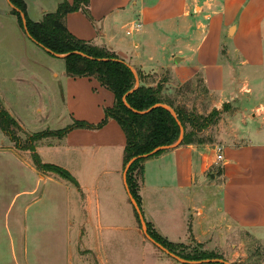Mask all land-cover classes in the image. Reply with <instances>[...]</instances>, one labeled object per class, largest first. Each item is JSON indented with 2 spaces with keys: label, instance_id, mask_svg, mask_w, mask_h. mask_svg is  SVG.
Instances as JSON below:
<instances>
[{
  "label": "crops",
  "instance_id": "crops-1",
  "mask_svg": "<svg viewBox=\"0 0 264 264\" xmlns=\"http://www.w3.org/2000/svg\"><path fill=\"white\" fill-rule=\"evenodd\" d=\"M24 1L28 16L40 22L63 0ZM13 9L10 0H0L3 106L27 133L21 108L32 105L47 117L53 99L46 82L61 77L59 100L71 121H102L105 108L115 103L113 91L95 77H71L66 68L59 73L39 61L43 47L23 30ZM137 21L142 26L128 34ZM66 25L137 72L157 81L165 74L167 87L200 74L211 93L227 96L236 66L232 53L238 66L264 68V0H90L88 9L68 13ZM247 133L244 143L223 145L220 163L214 146L220 135L207 143H175L148 158L139 182L147 223L190 249L195 243L210 251L229 246L230 261L244 255L242 245H230L234 228L264 238V128ZM125 147L114 118L95 131L77 128L63 138L40 140L36 149L43 162L68 170L73 179H67L37 169L31 152L15 148L0 130V264H184L145 238L124 183ZM215 164L220 175L211 171Z\"/></svg>",
  "mask_w": 264,
  "mask_h": 264
},
{
  "label": "trees",
  "instance_id": "trees-1",
  "mask_svg": "<svg viewBox=\"0 0 264 264\" xmlns=\"http://www.w3.org/2000/svg\"><path fill=\"white\" fill-rule=\"evenodd\" d=\"M10 2L14 6L13 13L17 15L23 30L38 45L51 50L58 54L57 57H62L65 60L68 76L95 77L101 85L115 94L113 107L105 108L104 119L96 125L76 120L73 124L62 129L34 134H27L23 130L19 122L3 106L0 98V130L10 139L15 148L31 152L37 169L52 171L64 178L73 179L68 170L55 164L43 162L36 149L38 142L47 137L63 138L78 127L101 128L110 118L119 122L126 136L124 167L133 157L148 155L159 147L177 143L182 135V127L184 134L180 144L210 141L208 137H204L203 132L218 121L219 110L213 109L206 115L191 109L183 102H178L175 95L168 93L166 86L168 76L157 81L151 75H145L138 71L140 84L137 86L135 72L118 54L80 39L70 32L66 25L68 13L81 8L88 9L90 0H74L73 3L63 0L55 12L45 14L40 22H35L28 16L24 0H10ZM24 19L27 29L24 26ZM200 76L199 74L198 77ZM192 83L193 80H190L181 86H185L188 90ZM180 91L182 90H177V93ZM21 132L25 137L21 135ZM162 151L159 150L152 155L138 159L129 169L127 182L140 207L139 182L144 175V162L150 157L161 154ZM136 215L139 219L137 212ZM147 225L149 234L157 242L185 259H225L222 254L216 251L205 250L202 244H197L196 247L190 249L185 244L172 243L162 237L151 223H147ZM187 249L189 250L187 251Z\"/></svg>",
  "mask_w": 264,
  "mask_h": 264
},
{
  "label": "rangeland",
  "instance_id": "rangeland-1",
  "mask_svg": "<svg viewBox=\"0 0 264 264\" xmlns=\"http://www.w3.org/2000/svg\"><path fill=\"white\" fill-rule=\"evenodd\" d=\"M38 49V48H37ZM40 56L39 61H43L45 64H48L54 67L57 72H61L65 68V60L62 57L53 56L50 53L46 52L43 48H39ZM225 52V50H223ZM34 54V53H33ZM37 57L38 55L35 54ZM232 60L235 62V69L233 76H230L229 84L231 86V91L229 94H216L211 93L202 77L198 75L193 80L192 85L187 88L181 85H175L167 87L168 93L175 95L178 102H183L188 105L191 109H194L200 113L208 115L213 109L220 111L218 121L211 125L207 130L209 136H219L215 139L214 146L215 148L218 145H226L229 143L239 144L247 141L248 133L247 129L250 127H260L264 128V68L260 70H247L240 65L236 55L232 53ZM40 74L47 73L46 70L35 67V71ZM154 77L155 75H151ZM165 74L158 75V78H163ZM155 79V78H154ZM54 80V81H53ZM63 79H53L49 77V80L46 82V91L52 95L53 102L48 104V116L43 114L41 116L37 115L36 108L32 105L21 108V117L23 118L24 125L26 126L27 134H34L47 130H59L68 125H71L76 121H71L69 112L59 100V95L63 94ZM50 87V89L48 88ZM52 88H54V93H52ZM186 88V89H184ZM182 90L180 93H177V90ZM46 93V94H47ZM31 104V102H30ZM78 121V120H77ZM83 121V120H79ZM96 125L98 123H90ZM101 122V121H100ZM99 122V123H100ZM104 127V126H103ZM101 127V128H103ZM82 131H95L101 128L91 127H78ZM77 129V128H75ZM74 130V129H73ZM72 131V130H71ZM70 131V132H71ZM21 135L25 137L22 132ZM53 138V137H47ZM55 156L61 157L63 152H58ZM211 171L216 172L217 175L220 171L219 164H215ZM210 177V176H209ZM10 204L7 206L8 214L11 210ZM4 223V220H3ZM142 229V227H141ZM144 234V233H143ZM230 238V245L233 243L242 245V253L244 254L241 257L235 259V261H230L231 253L229 251V246H215V251L222 254L225 259L232 263L236 264H264V238H258L255 235L251 234L245 230H239L234 228ZM145 236V235H144ZM8 243L10 242V236L6 237ZM146 238V236H145ZM147 239V238H146ZM149 240V239H147ZM150 241V240H149ZM197 243H195L196 247ZM156 246V245H155ZM203 246V245H202ZM161 250V249H160ZM159 250V251H160ZM189 249H187L188 251ZM207 250V249H205ZM165 253V252H164ZM167 254V253H166ZM168 255V254H167ZM171 259V258H170ZM175 264H180L174 261ZM148 264V263H147ZM153 264V263H149ZM154 264H165L163 263H154ZM209 264V263H207Z\"/></svg>",
  "mask_w": 264,
  "mask_h": 264
},
{
  "label": "water",
  "instance_id": "water-1",
  "mask_svg": "<svg viewBox=\"0 0 264 264\" xmlns=\"http://www.w3.org/2000/svg\"><path fill=\"white\" fill-rule=\"evenodd\" d=\"M24 26H25V29H27V23H26V20L24 19ZM28 34V33H27ZM29 35V34H28ZM29 37H31L29 35ZM42 47V46H41ZM44 48V47H43ZM46 51H48L49 53L55 55V56H58V54H55L53 53L51 50L47 49V48H44ZM130 66V68L135 72L136 76H137V86L139 85V77H138V74H137V71L135 70V68L128 64ZM183 134H184V128L182 127V135H181V138L179 139V141L176 143V144H179L181 141H182V138H183ZM170 146H163V147H159L157 149H155L153 152H151L150 154L148 155H143V156H136V157H133L132 159H130V161L126 164L125 166V169H124V175H123V178H124V183H125V187L127 189V193H128V196H129V199L135 209V211L137 212L138 216H139V220H140V224H141V227H142V231L144 233V235L146 236L147 239H149L154 245H156L159 249H161L163 252L167 253L169 256L175 258L176 260L180 261L181 263H184V264H204V263H209V264H212V263H221V264H233L231 263L230 261L226 260V259H223V258H208V259H201V260H188V259H185L173 252H171L168 248H166L164 245H162L161 243L157 242L150 234H149V231H148V225H147V221L145 219V216L143 214V211L141 209V207L139 206V203L137 202V200L135 199V197L133 196L130 188H129V185H128V182H127V175H128V172H129V169L130 167L133 165V163L135 161H137L138 159L142 158V157H147L149 155H152L154 153H156L157 151L159 150H165V148H168ZM215 175L212 174V177H214Z\"/></svg>",
  "mask_w": 264,
  "mask_h": 264
},
{
  "label": "built area",
  "instance_id": "built-area-1",
  "mask_svg": "<svg viewBox=\"0 0 264 264\" xmlns=\"http://www.w3.org/2000/svg\"><path fill=\"white\" fill-rule=\"evenodd\" d=\"M141 26H142V24H141L140 21L134 22L132 24L131 30L130 31H127V33L130 34L133 29H139ZM216 152H217V155H216L217 163H220V162L223 161V157H224L223 156L224 146L223 145H218L216 147Z\"/></svg>",
  "mask_w": 264,
  "mask_h": 264
}]
</instances>
